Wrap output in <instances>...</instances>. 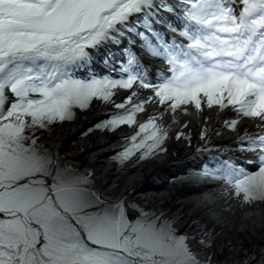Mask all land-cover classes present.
I'll use <instances>...</instances> for the list:
<instances>
[{"label":"snow or ice","instance_id":"obj_1","mask_svg":"<svg viewBox=\"0 0 264 264\" xmlns=\"http://www.w3.org/2000/svg\"><path fill=\"white\" fill-rule=\"evenodd\" d=\"M137 41L169 66L157 83L141 68ZM121 45L125 60L113 68L121 76L97 77L93 62L108 64ZM137 82L173 109L206 101L264 121V0H0V264H203L168 221L129 217L132 205L97 195L38 143L39 129ZM125 100L131 108L115 103L125 111L110 114V130L135 123L140 106ZM150 127L139 124L121 160L160 147L164 134ZM241 151L257 153L248 159L257 170L225 159L198 174L225 181L246 203L264 202V131Z\"/></svg>","mask_w":264,"mask_h":264},{"label":"bare ground","instance_id":"obj_2","mask_svg":"<svg viewBox=\"0 0 264 264\" xmlns=\"http://www.w3.org/2000/svg\"><path fill=\"white\" fill-rule=\"evenodd\" d=\"M159 27L169 36L175 34L163 24ZM132 47L142 60L141 68L148 65L147 78L152 83L169 74L168 67L164 63L162 68L158 66L156 56H148L150 53L139 46V41ZM120 51L125 54L123 45L112 48L110 60L115 59L116 63L123 60ZM102 64L95 60L92 67L100 69ZM113 73L121 75L119 71ZM111 93L109 101L95 99L85 109L78 108L67 122H59L52 141L56 154L60 157L68 142L75 141L72 151L64 158L56 157L59 167L63 169V163L67 166L72 161H86L84 168L71 165L70 169L86 177L89 171L88 179L93 188L98 187V195H114L108 199L123 198L126 204L132 205L126 208L129 217H135L139 211L150 214V218L168 221L189 237L193 251L203 264H249L250 261L261 264L264 202L246 203L233 194L225 181L198 172L205 164L211 168L225 159L248 171L257 170L258 161L248 162L257 153L241 151V145L247 142L249 135L264 131V121L238 115L231 106H209L206 101L201 102L200 108L194 103L173 109L170 102L161 105L154 91L143 88L138 82L131 89L117 88ZM126 97L140 106L139 111H134L136 118L143 123L153 121L164 138L160 147L143 159L141 154L130 160L128 166L117 167L116 162L108 160H114L112 154L136 133L139 124L134 129L122 125L116 130L98 129L94 125L115 113V103H128ZM115 136L122 140L114 139ZM51 147L47 146L49 151ZM106 185L111 188L104 190Z\"/></svg>","mask_w":264,"mask_h":264},{"label":"rangeland","instance_id":"obj_3","mask_svg":"<svg viewBox=\"0 0 264 264\" xmlns=\"http://www.w3.org/2000/svg\"><path fill=\"white\" fill-rule=\"evenodd\" d=\"M175 35H177L176 33H175ZM179 38H182V37H180V36H178ZM148 56H150V57H153L154 58V55H152V54H148ZM155 62H156V64L159 66L160 65V67L162 68V65H163V63L165 64V66H166V63H165V61L164 60H162V59H160V58H157V57H155ZM120 77V76H119ZM119 77H117V78H119ZM117 88H120V87H116V88H112V89H110V91H112V90H114V89H117ZM12 99V97H11V95L9 94V100H11ZM93 100H95V99H93ZM92 100V101H93ZM91 101V102H92ZM192 104H194V102H189L188 104H185V105H180L179 107H186V106H190V105H192ZM125 105H126V107H128L129 105H128V103H125ZM7 104L5 105V108H7ZM129 108V107H128ZM78 109V107L77 108H74L73 109V114L75 113V111ZM115 113H113V114H123L124 113V109H118V108H116L115 107ZM134 117H135V123L133 124V125H131L130 126V128L131 129H134L136 126H137V124H140L141 122L143 123V121H139L137 118H136V116H135V113H134ZM111 118V116H109V117H107V118H104L103 120H101L100 121V123H98V124H95L94 125V128L96 127V128H98V129H108L109 127L108 126H106V124H107V121L109 120ZM64 122H67V120H65V121H63V122H60V124H62V123H64ZM59 123V122H58ZM93 125V124H92ZM122 126V125H121ZM57 127V126H56ZM56 127H54V129H53V133L51 134V139L49 140V141H47V143H46V145H50V146H53V147H51V150L49 151L50 152V154H51V157L54 159V161H56V157L58 156L57 154H56V146H54L53 145V143H52V141H53V139L55 138V129H56ZM119 127V126H118ZM118 127H116L114 130H116ZM127 129H129V128H127ZM139 130V126H138V129H137V131ZM57 131V130H56ZM136 131V132H137ZM152 131H157L156 129H152L151 127L149 128V132H148V134L150 135L151 134V132ZM142 136H143V134H142ZM142 136L140 137V138H142ZM116 138H119L120 140H122V138L121 137H118V136H115V138L114 139H116ZM139 139V138H138ZM130 141H131V136L126 140V141H124L125 142V144L123 145V146H121L118 150H116L112 155H113V159L115 160H112V158L111 159H109L108 160V162L109 163H115L116 164V166L117 167H126V166H128L129 165V163H130V160H132V159H135L138 155H141L142 154V150H139V151H134L133 153H132V155H130L126 160H121L120 159V157H121V150H123V149H125L126 147H128V146H130ZM69 144H67L66 145V147L64 148V150H61V152H60V157L59 158H64L65 157V155L66 154H68L69 152H71L72 151V148L75 146V141H72V142H68ZM162 143H163V141H162ZM161 143V144H162ZM160 144V145H161ZM144 157H146V156H143V158ZM143 158H141V159H143ZM79 162H80V164H79ZM61 164V163H60ZM64 165H63V167L65 168V167H67L68 169H70V166L71 165H74V167H78V168H84L85 166H86V161H84V160H82V162L81 161H79V160H77V161H72L70 164H68L67 166H66V164L65 163H63ZM75 165H77V166H75ZM63 168V169H64ZM72 170V169H71ZM73 171H75V172H79V171H77V170H73ZM86 175H87V178L89 177V171H87L86 172ZM109 187L111 188V186L110 185H106L105 187H104V190L105 189H109ZM96 191H97V189H98V187H96V188H94ZM101 192V191H100ZM108 192V191H107ZM98 195V194H97ZM114 195H110V194H108V196H103L102 195V197H107V198H111V197H113ZM240 198H242L243 199V197L242 196H239ZM252 203H255L256 205H258V201H255V202H252Z\"/></svg>","mask_w":264,"mask_h":264},{"label":"trees","instance_id":"obj_4","mask_svg":"<svg viewBox=\"0 0 264 264\" xmlns=\"http://www.w3.org/2000/svg\"><path fill=\"white\" fill-rule=\"evenodd\" d=\"M58 124H59L58 122H54L52 124L47 125L45 128L36 131V136L39 137L38 143L46 151H49V148H47L48 145H46V143L51 139V134L53 133V129Z\"/></svg>","mask_w":264,"mask_h":264}]
</instances>
